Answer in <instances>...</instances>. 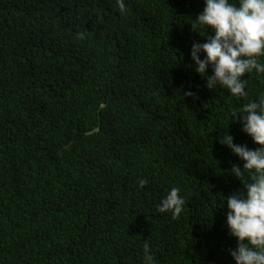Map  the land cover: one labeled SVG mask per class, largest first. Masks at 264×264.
Wrapping results in <instances>:
<instances>
[{"label": "trees", "instance_id": "16d2710c", "mask_svg": "<svg viewBox=\"0 0 264 264\" xmlns=\"http://www.w3.org/2000/svg\"><path fill=\"white\" fill-rule=\"evenodd\" d=\"M123 4L0 0V264H142L145 243L155 264H234L220 202L243 161L218 138L259 147L228 117L264 77L245 99L206 87L203 0Z\"/></svg>", "mask_w": 264, "mask_h": 264}, {"label": "clouds", "instance_id": "9594fccd", "mask_svg": "<svg viewBox=\"0 0 264 264\" xmlns=\"http://www.w3.org/2000/svg\"><path fill=\"white\" fill-rule=\"evenodd\" d=\"M203 4L192 30L198 27L205 35L210 27L213 35L206 36L203 43L192 44V67L206 77L208 89L219 88L233 99H245L249 96L245 77L252 74L264 77V0H203ZM118 6L124 9L123 0H119ZM209 69L211 75H207ZM185 95L194 96V93L188 91ZM230 118L237 119L241 130L259 146L249 149L235 144L227 131L218 138L243 161L242 168L230 169V174L241 181L243 190L222 196L220 202L223 207L226 201L228 234L236 240L230 256L234 264H264V91L254 101L250 99L239 108H230L228 121ZM146 183L143 179L139 181L141 187ZM184 205L180 189L172 187L161 198L158 211L171 212L176 219ZM142 264H155L147 243L143 247Z\"/></svg>", "mask_w": 264, "mask_h": 264}, {"label": "water", "instance_id": "95a60500", "mask_svg": "<svg viewBox=\"0 0 264 264\" xmlns=\"http://www.w3.org/2000/svg\"><path fill=\"white\" fill-rule=\"evenodd\" d=\"M99 131V128H96V129H94L93 131H91V132H89V133H87V134H92V133H94V132H98Z\"/></svg>", "mask_w": 264, "mask_h": 264}]
</instances>
